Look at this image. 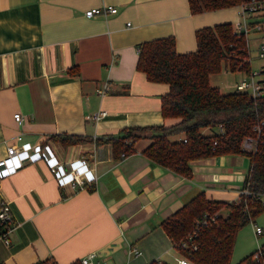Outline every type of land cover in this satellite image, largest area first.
Masks as SVG:
<instances>
[{"label": "crops", "instance_id": "0c3cea01", "mask_svg": "<svg viewBox=\"0 0 264 264\" xmlns=\"http://www.w3.org/2000/svg\"><path fill=\"white\" fill-rule=\"evenodd\" d=\"M100 7L116 13L84 16ZM237 18L236 7L191 14L187 0H0V164L10 146H41V159L0 177V197L15 225L8 244L0 240V264H80L91 253L100 264H176L182 256L162 221L201 193L221 203L239 199L250 167L244 154L193 160L191 175L181 177L142 154L147 138L123 159L96 142L125 129L179 122L160 113L167 85L136 70L141 43L173 37L177 54L192 53L196 30ZM252 35L257 46L259 34ZM100 111L105 116L90 118ZM71 135L84 141L63 146L52 138ZM53 164L63 171L84 166L95 181L72 187L51 172ZM262 235L261 228L257 247ZM250 238L241 251L244 238L237 234L230 264H249L243 260L256 247ZM131 248L139 254L130 255Z\"/></svg>", "mask_w": 264, "mask_h": 264}, {"label": "trees", "instance_id": "16d2710c", "mask_svg": "<svg viewBox=\"0 0 264 264\" xmlns=\"http://www.w3.org/2000/svg\"><path fill=\"white\" fill-rule=\"evenodd\" d=\"M187 1L190 13L200 14L233 8L245 0ZM195 42L196 50L182 55L176 53L173 37L154 39L138 46L136 70L149 82L167 85V92L160 98V113L163 118H177L179 122L171 126L125 129L120 136L96 142L110 144L116 158L123 159L133 153V144L139 138H147L150 143L142 154L181 177L191 175L193 160L246 155L250 167L243 190L250 195L242 193L236 202L221 203L208 200L201 193L161 223L174 249L191 263L230 264L238 231L254 223L264 211V202L260 199L264 196V94L252 97L246 92L221 93L209 83L210 75L218 73L222 65L231 72L250 73L245 41L232 34V24L200 28L195 31ZM260 74H264V70ZM218 126L223 128V134L218 132ZM255 126H259L260 132L254 130ZM203 129L215 131L203 134ZM178 134H183V138L171 139ZM246 137L257 141L255 151L241 150ZM52 138L63 146L84 141L72 135ZM223 208L228 210L226 217L219 215ZM208 217H213V222L202 225ZM189 235H192L190 240ZM260 249L264 256V243ZM251 255L243 262H249ZM35 264L54 263L45 260Z\"/></svg>", "mask_w": 264, "mask_h": 264}, {"label": "built area", "instance_id": "2783aa9c", "mask_svg": "<svg viewBox=\"0 0 264 264\" xmlns=\"http://www.w3.org/2000/svg\"><path fill=\"white\" fill-rule=\"evenodd\" d=\"M237 8V21L232 25V34L235 37H242L246 44V50L248 51V36L251 33L259 34L257 52L258 57L264 59V1L262 0H245ZM116 13V9L113 7H100L92 8L84 12L86 18H94L98 16L107 17L110 14ZM249 54V53H248ZM252 74V78L249 81H241L236 83L233 88L235 92H246L252 97H257L264 94V74L261 80L255 81ZM107 91V87L100 90L99 93H104ZM105 112L100 111L91 115L92 120H98L105 116ZM14 120L17 123H21L22 117L19 113L13 115ZM220 134H223L224 130L221 126L217 127ZM254 130L260 132L259 126H255ZM17 141L20 137L16 138ZM128 143V142H127ZM215 144V143H214ZM257 141L252 137H246L242 140L241 150L244 152H253L256 150ZM41 159V146H28L20 145L19 147L10 146L6 149V159H4L0 164V177H5L13 173L18 168L24 166L26 163H34L35 161ZM64 167V166H63ZM65 168V167H64ZM51 172L58 176V180L70 184L72 187L78 186L80 190L87 187L88 184L94 182V177L86 178V171L84 166L81 165H70L68 168L62 170V166L53 164L51 167ZM84 176V177H83ZM244 195H250L247 190H242ZM213 217H208L204 219L201 223L202 225H209L213 222ZM15 228L14 222L12 220V214L9 208V203L0 197V240L5 244H8V235ZM254 233L256 235L261 233V228L254 226ZM194 235V234H192ZM192 235L188 236L190 240ZM184 246V244H183ZM130 255L137 256L139 251L135 248H131L129 251ZM93 254H88L80 259V264H100L99 262L93 261ZM176 264H189V261L184 258H176ZM249 264H264V256L260 246L254 250L251 255Z\"/></svg>", "mask_w": 264, "mask_h": 264}, {"label": "rangeland", "instance_id": "374dc122", "mask_svg": "<svg viewBox=\"0 0 264 264\" xmlns=\"http://www.w3.org/2000/svg\"><path fill=\"white\" fill-rule=\"evenodd\" d=\"M251 33L248 36V49H249V67L250 71L254 74L257 73L255 76H253V79L255 81H259L262 78V75L259 74V71L261 70V67L264 66V59H261L258 57V52L256 51L257 46L256 42L254 41L257 37L252 35ZM252 76L250 73L245 71H235L231 72L225 69V67L222 65L221 69L218 73L210 75V84L211 86H219L222 89V93H228V90H230V86L233 83L240 82L242 80H251ZM223 86V87H222ZM212 131H215L212 130ZM203 134H209L210 131L207 129L202 130ZM254 226H258L263 229V235L258 237L260 241H258V244H261V240L264 239V211L256 218L254 223H249L242 227L237 234L241 235L242 238H244L241 242L240 249L241 251L246 248L245 245L249 244V237L252 236L251 241L255 243L256 246V236L254 234ZM253 244V243H252ZM257 247V246H256ZM255 247V250H256Z\"/></svg>", "mask_w": 264, "mask_h": 264}]
</instances>
